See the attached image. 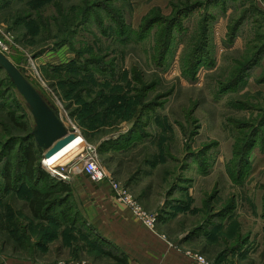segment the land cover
<instances>
[{"label":"rangeland","instance_id":"1","mask_svg":"<svg viewBox=\"0 0 264 264\" xmlns=\"http://www.w3.org/2000/svg\"><path fill=\"white\" fill-rule=\"evenodd\" d=\"M0 25L7 57L79 134L48 158L57 173L43 151L48 220L32 215L26 186L3 192L0 162V264H116L82 210L94 183L77 167L91 154L188 253L264 264V0H0ZM0 97V160L20 165L18 144L6 151L25 133L5 112L34 120L3 70Z\"/></svg>","mask_w":264,"mask_h":264},{"label":"crops","instance_id":"2","mask_svg":"<svg viewBox=\"0 0 264 264\" xmlns=\"http://www.w3.org/2000/svg\"><path fill=\"white\" fill-rule=\"evenodd\" d=\"M80 199L89 225L110 247L125 255L128 264L191 263L187 252L191 242L177 239L159 225L148 226L131 206L117 199L109 184L85 185ZM261 232L255 235L259 250L264 244Z\"/></svg>","mask_w":264,"mask_h":264},{"label":"trees","instance_id":"3","mask_svg":"<svg viewBox=\"0 0 264 264\" xmlns=\"http://www.w3.org/2000/svg\"><path fill=\"white\" fill-rule=\"evenodd\" d=\"M194 9L195 8L187 10V13L188 12L190 13ZM86 12H88V9H86ZM184 13L185 12H182V14L179 15V18H181V16ZM84 18H85L84 17V9L81 8L80 14L73 13V15L70 16V19L67 18L66 21L69 22V24L75 25L77 22L79 23L82 20H85ZM179 18L175 19V21H173V24H172L173 28H171V31H174V29L177 27L178 24L180 25V19ZM181 21H182V19H181ZM243 21L239 20V22L235 24L234 30H233V33H234L233 37L234 38L236 37V34L238 33L239 27ZM67 32H65L64 35L66 33H67V35L70 34V31H67ZM64 38L66 39L67 37H64ZM79 60L81 62V59H79ZM87 62L89 63L88 60H87ZM250 65L251 64L244 66L243 73H246L248 71V68ZM198 67L193 66V70H192L193 74H196ZM0 70L5 71V69L1 65H0ZM185 72H188V69L185 70ZM189 72H191V71H189ZM5 73H6L7 79L11 83V85L16 89L15 84L11 81V79H10V77L6 71H5ZM5 115L8 117L9 122L15 126L14 128H16V129L18 128L20 130L23 129V133H25V135H23L21 137H18V136L10 137L8 140V142H10V146L8 147V149L6 151L7 153L12 152L15 149V144L17 143L19 146V151H21L20 152V156L22 157L21 158L22 159L21 164L15 165L12 157L9 156L5 159L6 155H3V158L0 160V162L3 161L2 162L3 165L1 168V172H2L1 175L4 178V187H3L4 191L3 192L6 193V192H9L12 190H18L19 188L23 187V185L26 186L30 190V192L32 193L31 200L29 203L32 215L38 219L48 220L47 209H48L49 204H50V202L54 196V193H53L51 188L54 186L55 180L41 166V158L43 157V151L37 145L35 138L32 134L33 127H31V125L27 121V119L25 117L17 114L15 109L5 112ZM11 142H15V144L11 143ZM8 144L9 143H7L5 145L8 146ZM18 168H20L21 172H22V176H21L22 181L20 183V186H18L19 184L15 183V180L18 178V174H17ZM37 180L38 181H40V180L45 181L48 184V188L42 189L40 187L34 186V184H35V182H37ZM68 188L69 187L67 184L62 183L61 189H63L64 192L68 193L69 192ZM61 214L63 216H66V214L63 213V211H61ZM94 245H95L96 250L98 248L97 245H99L101 247L100 252L102 251L101 252L102 254L111 258L117 264H128L127 258L125 257V255L114 250L112 247H110V245L104 239L102 240L101 237H100L99 243L94 244ZM218 262H221V261H218Z\"/></svg>","mask_w":264,"mask_h":264},{"label":"water","instance_id":"4","mask_svg":"<svg viewBox=\"0 0 264 264\" xmlns=\"http://www.w3.org/2000/svg\"><path fill=\"white\" fill-rule=\"evenodd\" d=\"M0 65L27 103L34 120L32 134L37 145L44 151L45 158H51L69 146L76 139V134L65 124L61 111L50 103L23 70L2 52Z\"/></svg>","mask_w":264,"mask_h":264},{"label":"built area","instance_id":"5","mask_svg":"<svg viewBox=\"0 0 264 264\" xmlns=\"http://www.w3.org/2000/svg\"><path fill=\"white\" fill-rule=\"evenodd\" d=\"M8 39L9 38L7 31H5L0 25V52L5 54L6 56L7 53L10 52V45L8 43ZM72 129L74 130L76 136H79L76 130L74 128ZM83 143L84 138L80 141L79 144L82 145ZM88 146L89 148L92 147L91 145ZM43 162L45 165V159L43 160ZM77 168L79 172L85 173L94 184H109L117 199L131 206L135 213H137L138 216H140L148 226H150L151 228L155 227V219L150 218L145 214L144 211H142V209L134 205V203L129 199V195L127 194L123 186L117 181V179H115V177L112 175V173L107 170V168L98 163V161L92 154L87 155V158L84 163ZM64 179H69V177L66 176L64 177ZM188 255L191 259L190 264H225L223 262L213 261L207 255L201 252H189Z\"/></svg>","mask_w":264,"mask_h":264},{"label":"bare ground","instance_id":"6","mask_svg":"<svg viewBox=\"0 0 264 264\" xmlns=\"http://www.w3.org/2000/svg\"><path fill=\"white\" fill-rule=\"evenodd\" d=\"M76 137H77V136H76ZM45 165L48 166L49 169H53L54 172L57 173V171L55 170V168H57V167L53 166V164H51V163L49 162V159H48V158H46V160H45Z\"/></svg>","mask_w":264,"mask_h":264}]
</instances>
